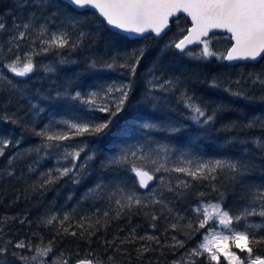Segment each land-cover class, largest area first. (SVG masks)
Segmentation results:
<instances>
[{"label": "snow or ice", "instance_id": "obj_1", "mask_svg": "<svg viewBox=\"0 0 264 264\" xmlns=\"http://www.w3.org/2000/svg\"><path fill=\"white\" fill-rule=\"evenodd\" d=\"M38 7L42 8V5L29 6L27 0H22L18 4L19 21L14 17L12 24L7 25L0 20V33L3 34L0 37V69H6L11 77H30L38 67L34 62L35 56L47 55L53 50L75 51L79 48L87 35L83 29L77 31V26L81 24L77 14L80 10H96L99 17L103 18L100 23L112 30L116 44L129 42L133 38L144 40L152 37L163 38V35H167L165 30L169 29V18L184 13L191 18L192 26L184 29L179 26L177 19L179 32L186 34L170 38L166 44L167 48H174L183 55L197 59L216 57L229 62L264 59V0H64L62 5L64 20L55 31L49 28V24L54 21L46 19L43 11L37 15ZM25 9L30 10L25 12ZM41 20L44 22L40 23ZM213 30L229 33L226 39L234 41L225 53H217L210 47L214 37H209V33ZM193 43L203 45L199 49V55L189 48ZM144 55V48L135 49L131 53L117 52L110 59L93 60L90 67L125 69L129 76L134 77ZM68 62L64 59L59 61L60 64ZM55 70L53 65L44 66L45 72L51 73ZM11 77L0 70V93H8L6 103L10 102L12 95H23L20 86L27 82ZM232 83L237 85L236 89L232 88ZM248 83L254 87L259 86L264 91V72L249 73L244 85L240 80L229 82L227 85L214 80L210 87L223 88L234 97L255 99L247 95L245 85ZM131 91L132 83L129 80L93 85L83 94L80 91L68 92L66 88L62 93L59 91L56 93L58 101L65 104L72 102L76 114L67 119H52L40 130H34V134L40 137L41 144L25 150L37 154L38 159L34 165L53 155L56 160L53 168L41 174V188L54 184L63 177H69L73 183L80 182L77 177L84 174L95 153L88 151L87 139H81L75 144L65 142L75 140L77 137L102 139L113 129L120 127L121 121L125 119L121 113L125 111ZM177 91L180 92L179 102L187 110V118L193 124L203 128L215 121L217 111L222 106L210 112L199 100L180 89L178 81L173 78H161L153 74L147 81L146 96L157 102L155 105L157 108L160 107L159 102L167 101L168 94H175ZM260 99L264 100V96ZM31 107L34 109L33 118L44 110L35 103H32ZM98 113L102 115H97ZM0 119L5 122L11 121L13 124L19 123L14 115L5 114ZM139 120V127L125 132L124 138L118 141L117 150L108 159L109 166L115 167L118 171L122 169L134 177L130 183L126 176L118 175L111 189L106 191L110 206L115 205L114 218H120L126 212L131 213L135 209L137 214L143 211L144 215L149 217L153 222L150 224L153 230L156 229L154 222L161 217L165 220L171 217L174 222H170L168 228L173 232L179 230L188 238L204 229L202 239L197 245L173 264H200L201 257L209 264H221V257L227 264H264V256L255 255L253 247L264 244V232L260 231L264 228V183H243L246 177L252 175L255 165L246 157L207 159L198 153L176 148L173 141L179 139L186 126L180 121L168 118L163 112L159 117H140ZM243 126L264 127V115L253 117ZM154 132H163L168 142H154L152 138ZM20 142L19 139L0 136V157H4L10 147L18 149ZM251 143L257 148L264 149V138L254 139ZM22 155V152L17 151L9 157L7 175L13 174L11 165ZM34 165L29 166L30 171L34 170ZM172 173L191 177L193 181H215L221 175H226L233 184H240L241 190L246 193V204L238 212L232 213L223 206L224 193L221 192L220 198L215 202H202L192 209L197 217L195 221L188 220L181 224L180 221L185 220V217L178 213L173 215L174 209L169 205L174 199L182 198L192 184L184 179H177L175 184L170 179L166 182V176L170 177ZM154 180L156 183L150 186L149 182ZM103 188V185H97L95 190L90 191L96 194ZM138 189L147 191L141 193ZM213 191H217L216 186H213ZM167 194H171V198ZM109 215L108 211L103 213L105 218ZM253 216L260 217L261 222L248 221V218ZM69 219V213H64L62 217L59 213H51L42 217L40 223L45 227L54 226L57 235L76 236L77 232L71 230L72 225L65 223ZM85 219L91 220L90 217L81 218L79 226L83 231L80 235L83 237L85 232L89 236L94 235V231H88L92 227L91 223L85 227L83 223ZM241 221H245L246 226L238 227ZM19 223L24 224L26 221L20 219ZM95 223L100 224V220L97 219ZM185 229L187 231H184ZM116 240H119L120 245L136 240L146 241L147 243L143 245L144 250H155L152 249V244L161 245L160 237L154 232L138 236L135 229H132L127 237L123 239L116 237L113 241H105V244H115ZM54 243V240H49L45 244L42 236L39 237V244H33L31 238L3 241L0 246V264H15L16 261L20 264H48L49 256L52 257V264H71L70 257L64 252L55 253ZM165 246L173 249L183 248L185 241L172 235ZM233 248L238 249L240 253H246V256L242 257L233 251ZM24 250L34 254H25ZM9 257L12 258L11 261ZM75 264L101 262L89 252L83 258L77 259Z\"/></svg>", "mask_w": 264, "mask_h": 264}, {"label": "trees", "instance_id": "obj_2", "mask_svg": "<svg viewBox=\"0 0 264 264\" xmlns=\"http://www.w3.org/2000/svg\"><path fill=\"white\" fill-rule=\"evenodd\" d=\"M20 2L22 0H0V20L7 25L12 24L14 17L19 21L18 4ZM27 3L29 6L42 5V8L36 9L37 15L39 16L43 11L46 19L54 21L49 24L52 31H55L64 20L62 7L64 2L61 0H27ZM28 10L30 9L24 11ZM77 14L81 20L77 31L83 29L87 35L82 45L75 51L53 50L47 55L35 56L34 62L38 66L37 70L26 78L11 77L6 69H0L14 80L27 81L20 86L23 95H12L10 102L6 103L8 93H0V117L5 114L14 115V118L19 121L13 124L11 121L5 122L0 119V136L21 141L18 149L10 147L5 156L0 157V246L3 241L9 239L15 241L28 238L32 239L33 244H39V237L42 236L45 244L49 240H54L55 253L64 252L70 257L71 264H75L77 259L83 258L89 252L101 264H173L189 249L197 245L205 230L201 229L188 238L181 231L173 232L168 228L169 223L174 222L171 217L168 220L161 217L155 221L156 229L153 230L150 227L153 222L149 217L144 215L143 211L137 214L135 209L131 213L126 212L120 218H114L115 205L110 206L106 191L111 189L118 175L126 176L130 183L134 177L133 174L125 173L122 169L118 171L115 167L109 166L108 159L117 150L118 141L124 138L125 132L139 127L140 117H159L163 112L168 118L180 121L186 126L179 139L173 141L176 148L198 153L207 159L246 157L255 165V168L252 175L246 177L243 183H264V149L257 148L251 143L254 139L264 138V127L246 128L243 126L253 117L264 115V100L260 99L264 96V91L259 86L254 87L248 83L245 85L248 90L247 95L255 99H245L234 97L223 88L210 87L214 80L225 85L240 80L244 85L249 73L264 72V59L256 65L229 66L225 60L216 57L197 59L180 54L174 48L166 47L170 38L186 34L179 32L177 20L172 21L171 30L162 39L154 37L147 40L132 39L123 44H116L112 31L100 23L102 19L97 14L90 11H78ZM178 20L180 27L190 28V22L186 18L180 17ZM75 35L74 31L73 37ZM2 36L3 34L0 33V37ZM213 37L210 47L217 53H225L232 45L231 40L226 39L227 36ZM138 48H144L145 55L134 77L129 76L125 69L109 70L103 67H90L93 60L110 59L117 52L131 53ZM199 49L201 47L193 50L196 55H199ZM61 59L69 62L60 64ZM46 65H53L55 72H45L44 66ZM153 74L161 78L177 80L180 89L199 100L210 112L222 106L217 111L215 121L203 128L193 124L187 118V110L179 102V91L175 94H168L167 101H161L159 102L160 107H155L157 102L146 96L147 81ZM129 80L132 83V91L125 111L121 113L125 119L121 121L120 127L113 129L107 137L102 139L77 137L75 140L65 142L75 144L81 139H87L89 141L88 151L95 153L94 159L89 162L84 174L77 177L80 182L73 183L69 177H63L58 182L41 188V174L53 168L56 160L53 155L34 165L38 159L37 154L34 151H25L41 144V139L34 134V130H40L52 119H67L76 114L72 102L65 104L58 101L56 93L58 91L62 93L66 88L68 92L80 91L83 94L93 85ZM231 86L233 89L237 87L234 83ZM32 103L44 109L35 118H33ZM58 127L62 126L58 125ZM152 138L154 142H168L163 132H154ZM245 141L248 142L245 143ZM17 151L22 152L23 155L13 161L11 165L13 174L7 175L8 159ZM30 165H34V170H29ZM169 179L173 184L177 179L188 180L192 184L182 198L174 199L169 205L174 209L173 215L178 213L185 217V220L180 221L181 224H185L188 220L195 221L197 217L192 209L202 202H215L220 198L221 192L224 193L223 206L232 213L238 212L246 204V193L241 190L240 184H233L226 175H221L215 181H193L191 177L172 173L170 177L166 176V182ZM154 183H156L155 180ZM97 185H103L104 188L94 194L90 190H95ZM213 186H216L217 191H213ZM138 191L143 193L147 190L138 189ZM201 193L203 195H200ZM167 195L171 198V194ZM156 210L159 211V208ZM105 211L110 213L108 218L103 216ZM51 213H59L61 217L64 213H69L70 219L65 223L66 225L70 223L71 230L76 231L77 235H57L54 226H43L40 223L41 218ZM165 215H167L166 211ZM82 217L91 218V220L85 219L83 223L86 228L89 223L92 224L88 231H94V235L89 236L87 232L83 237L80 235L83 231L79 226ZM20 219H24L26 223H19ZM97 219L100 220V224L95 223ZM248 221L260 223L261 218L253 216L249 217ZM243 226H246L245 221H241L238 227ZM132 229L136 230L138 236L154 232L160 237L161 245L152 244L151 247L155 250H144L143 245L147 242L140 240L122 245L119 244V240H116L115 244H105V241H113L116 237L120 239L127 237ZM260 231L264 232V228ZM33 233L37 235L33 236ZM172 235L184 240L185 246L176 249L165 246ZM253 247L255 255L264 256V244ZM234 250L242 257L246 256V253H240L238 249ZM24 251L28 255L34 254ZM11 259L9 257V261ZM47 259L48 264H52V257L49 256ZM199 261L200 264H209L204 257L199 258ZM15 264H20V262L16 261ZM221 264H227L223 257H221Z\"/></svg>", "mask_w": 264, "mask_h": 264}, {"label": "water", "instance_id": "obj_3", "mask_svg": "<svg viewBox=\"0 0 264 264\" xmlns=\"http://www.w3.org/2000/svg\"><path fill=\"white\" fill-rule=\"evenodd\" d=\"M64 2V0H61ZM86 11H90V12H93L95 14H97L99 16V14L96 12V10H80L79 12H86ZM180 17H184L186 18L190 23H191V18L190 17H187L184 13H179L177 16H174V17H170L169 18V29H166L165 31L167 32V34L169 33V31L171 30L172 28V21L173 20H177L178 18ZM101 19H103L102 17H100ZM192 26V25H191ZM108 27V26H107ZM109 28V27H108ZM191 28V27H190ZM110 29V28H109ZM112 31V30H111ZM212 35H230L229 33H226L222 30H213L212 32L209 33V37H211ZM165 35H163L164 37ZM155 38V37H154ZM133 39H140V38H133ZM155 39H162V38H155ZM202 39H208V37H202ZM234 43V41H232V44ZM200 46H203L202 44H196V43H193L191 45H189V48L190 49H195V48H198ZM181 54V53H180ZM263 59L262 58H258L257 61H233V62H229V61H226L225 62L229 65V66H237V65H241V64H253V65H256V64H259ZM150 183V186L153 184V181L152 182H149Z\"/></svg>", "mask_w": 264, "mask_h": 264}, {"label": "rangeland", "instance_id": "obj_4", "mask_svg": "<svg viewBox=\"0 0 264 264\" xmlns=\"http://www.w3.org/2000/svg\"><path fill=\"white\" fill-rule=\"evenodd\" d=\"M190 27H191V23H190ZM200 47L202 48V46H200ZM198 48H199V47H198ZM195 49H197V48H195ZM195 49H192V50H195ZM234 249H235V248H233L232 250L235 251Z\"/></svg>", "mask_w": 264, "mask_h": 264}, {"label": "flooded vegetation", "instance_id": "obj_5", "mask_svg": "<svg viewBox=\"0 0 264 264\" xmlns=\"http://www.w3.org/2000/svg\"><path fill=\"white\" fill-rule=\"evenodd\" d=\"M213 36H217V35H212L211 37H213ZM222 36H228V35H222ZM232 42V41H231ZM203 47V46H202Z\"/></svg>", "mask_w": 264, "mask_h": 264}]
</instances>
